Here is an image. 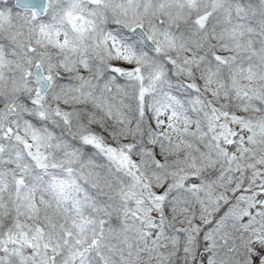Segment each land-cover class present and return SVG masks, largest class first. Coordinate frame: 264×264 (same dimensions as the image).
<instances>
[{
    "label": "snow or ice",
    "instance_id": "snow-or-ice-1",
    "mask_svg": "<svg viewBox=\"0 0 264 264\" xmlns=\"http://www.w3.org/2000/svg\"><path fill=\"white\" fill-rule=\"evenodd\" d=\"M0 264H264V0H0Z\"/></svg>",
    "mask_w": 264,
    "mask_h": 264
}]
</instances>
